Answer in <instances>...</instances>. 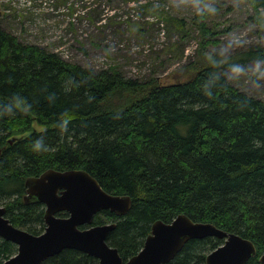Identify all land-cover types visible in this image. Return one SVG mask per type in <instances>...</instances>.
Here are the masks:
<instances>
[{
	"label": "trees",
	"instance_id": "1",
	"mask_svg": "<svg viewBox=\"0 0 264 264\" xmlns=\"http://www.w3.org/2000/svg\"><path fill=\"white\" fill-rule=\"evenodd\" d=\"M125 1L159 17L169 32L187 27V19L168 11L159 15L152 2ZM247 1L264 25V0ZM161 4L168 7L167 0ZM197 19L201 35L214 37L216 32L203 24L205 15ZM204 37L206 49L212 41ZM180 49L184 55L185 45ZM252 63L264 65V45L226 58L200 54L173 72L171 82L154 76L133 79L118 65L84 68L0 28V204L7 218L41 235L45 206L25 204L27 179L51 169L86 170L107 192L132 199L124 218L104 211L92 224L117 223L108 243L124 262L143 249L156 221L169 224L184 214L251 240L257 257L247 264H261L264 100L249 96L228 77L235 66ZM36 122L47 129L36 131ZM40 137L47 150L34 148ZM223 243L192 240L169 264H207L208 254ZM16 253L17 246L0 237V263ZM43 264L99 261L68 249Z\"/></svg>",
	"mask_w": 264,
	"mask_h": 264
},
{
	"label": "rangeland",
	"instance_id": "2",
	"mask_svg": "<svg viewBox=\"0 0 264 264\" xmlns=\"http://www.w3.org/2000/svg\"><path fill=\"white\" fill-rule=\"evenodd\" d=\"M146 2L154 3L159 15L168 11L187 19V27L169 32L159 17L125 0H0V28L84 68L118 65L127 78L154 76L168 82L173 72L200 54L216 52L226 58L264 45V25L247 0H167L168 7L162 0ZM197 15H205L203 24L216 32L214 37L201 35ZM203 37L212 41L206 49ZM171 45L175 51L169 50ZM228 77L249 96L264 100L261 63L237 65ZM33 126L39 132L47 129L37 122Z\"/></svg>",
	"mask_w": 264,
	"mask_h": 264
},
{
	"label": "water",
	"instance_id": "3",
	"mask_svg": "<svg viewBox=\"0 0 264 264\" xmlns=\"http://www.w3.org/2000/svg\"><path fill=\"white\" fill-rule=\"evenodd\" d=\"M3 150L0 147V161ZM26 205L45 206L46 230L41 235L15 227L0 206V237L17 246V253L0 264H43L64 250H76L95 257L99 264H169L192 240L216 238L224 243L207 256V264H247L257 257L255 244L210 223L194 222L179 215L171 223L156 221L143 249L127 262L108 243L117 223L93 226L95 216L109 211L124 218L132 207L129 196L107 192L86 170H48L26 181ZM66 213L67 217L59 214ZM264 264V255L260 258Z\"/></svg>",
	"mask_w": 264,
	"mask_h": 264
},
{
	"label": "clouds",
	"instance_id": "4",
	"mask_svg": "<svg viewBox=\"0 0 264 264\" xmlns=\"http://www.w3.org/2000/svg\"><path fill=\"white\" fill-rule=\"evenodd\" d=\"M34 148L37 150H47V145L45 144L43 137H40L34 141Z\"/></svg>",
	"mask_w": 264,
	"mask_h": 264
},
{
	"label": "bare ground",
	"instance_id": "5",
	"mask_svg": "<svg viewBox=\"0 0 264 264\" xmlns=\"http://www.w3.org/2000/svg\"><path fill=\"white\" fill-rule=\"evenodd\" d=\"M32 2V1H31ZM31 22V21H30ZM19 193V192H18Z\"/></svg>",
	"mask_w": 264,
	"mask_h": 264
},
{
	"label": "flooded vegetation",
	"instance_id": "6",
	"mask_svg": "<svg viewBox=\"0 0 264 264\" xmlns=\"http://www.w3.org/2000/svg\"><path fill=\"white\" fill-rule=\"evenodd\" d=\"M67 216H68V215H67ZM67 216H66V217H67ZM60 217H61V216H60Z\"/></svg>",
	"mask_w": 264,
	"mask_h": 264
}]
</instances>
